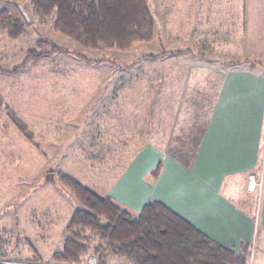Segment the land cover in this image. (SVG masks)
I'll return each mask as SVG.
<instances>
[{"label": "rangeland", "instance_id": "rangeland-1", "mask_svg": "<svg viewBox=\"0 0 264 264\" xmlns=\"http://www.w3.org/2000/svg\"><path fill=\"white\" fill-rule=\"evenodd\" d=\"M157 3L147 0L153 17ZM14 22L22 25L15 38L8 34ZM156 26L154 19L150 42L125 51L94 50L55 31L53 16L40 20L31 0H0V264H31L35 256L53 263L50 255L61 246L63 227L78 205L57 182L59 171L109 195L148 148L144 144L160 140L155 132L166 131L173 107L156 96L155 74L172 67L157 59L182 64L224 56L181 47ZM181 64L173 67L176 73L186 67ZM244 201L245 210L258 216L257 194Z\"/></svg>", "mask_w": 264, "mask_h": 264}, {"label": "crops", "instance_id": "crops-1", "mask_svg": "<svg viewBox=\"0 0 264 264\" xmlns=\"http://www.w3.org/2000/svg\"><path fill=\"white\" fill-rule=\"evenodd\" d=\"M156 1L155 25L181 47L224 56L182 64L176 58L156 60L172 67L155 74L156 96L170 99L173 107L168 127L155 132L160 136L155 144H144L148 148L109 195L132 213L159 201L233 251L249 247L257 227L249 259L264 264V0ZM180 64L186 67L176 73L173 67ZM156 165L157 177L147 178ZM254 193L258 216L242 206Z\"/></svg>", "mask_w": 264, "mask_h": 264}, {"label": "trees", "instance_id": "trees-1", "mask_svg": "<svg viewBox=\"0 0 264 264\" xmlns=\"http://www.w3.org/2000/svg\"><path fill=\"white\" fill-rule=\"evenodd\" d=\"M31 6L40 20L53 16L55 31L88 49L125 51L153 38L154 17L147 0H31ZM8 27L13 38L22 29L19 22ZM159 170L156 165L151 177ZM57 182L78 205L49 262L84 264L92 256L98 264H248L247 245L235 255L159 201L151 200L133 214L66 172L57 173ZM33 260L44 261L36 256Z\"/></svg>", "mask_w": 264, "mask_h": 264}, {"label": "built area", "instance_id": "built-area-1", "mask_svg": "<svg viewBox=\"0 0 264 264\" xmlns=\"http://www.w3.org/2000/svg\"><path fill=\"white\" fill-rule=\"evenodd\" d=\"M248 188H250V189H253V187L255 186V182H254V179L252 178V177H249V179H248ZM2 261H0V263H1ZM2 263H4V262H2ZM28 264H30V263H28ZM31 264H47V263H41V262H39V263H31ZM49 264H55V263H49ZM84 264H98V262H97V260L94 258V257H89L88 259H87V261L84 263Z\"/></svg>", "mask_w": 264, "mask_h": 264}, {"label": "water", "instance_id": "water-1", "mask_svg": "<svg viewBox=\"0 0 264 264\" xmlns=\"http://www.w3.org/2000/svg\"><path fill=\"white\" fill-rule=\"evenodd\" d=\"M21 13L25 17L26 21H29V17L27 15V13L22 8H21Z\"/></svg>", "mask_w": 264, "mask_h": 264}]
</instances>
